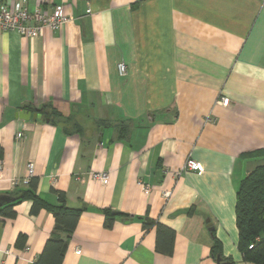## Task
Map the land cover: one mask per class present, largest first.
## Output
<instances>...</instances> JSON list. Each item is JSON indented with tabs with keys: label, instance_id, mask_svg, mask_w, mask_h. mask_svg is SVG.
Here are the masks:
<instances>
[{
	"label": "crops",
	"instance_id": "1",
	"mask_svg": "<svg viewBox=\"0 0 264 264\" xmlns=\"http://www.w3.org/2000/svg\"><path fill=\"white\" fill-rule=\"evenodd\" d=\"M57 5L71 20L54 31L29 38L0 28V194L31 163L46 204L59 206L62 192L80 209L62 264H217L214 239L223 260L251 264L237 248L235 202L256 164L246 155L264 150V2L0 0L30 13ZM44 106L73 115L82 133L66 134L44 112L33 121ZM189 158L201 176L181 172ZM30 210L23 201L0 221V264H32L41 253L54 220Z\"/></svg>",
	"mask_w": 264,
	"mask_h": 264
},
{
	"label": "trees",
	"instance_id": "2",
	"mask_svg": "<svg viewBox=\"0 0 264 264\" xmlns=\"http://www.w3.org/2000/svg\"><path fill=\"white\" fill-rule=\"evenodd\" d=\"M44 119L52 125L61 126L66 134H81L83 128L75 120L73 115L64 116L52 106H44L41 113ZM96 125H103L96 122ZM119 132L125 133L130 127L118 128ZM0 147V159L2 158ZM255 160L256 164L246 173L239 183L236 192L235 202V224L238 231L237 248L241 254L242 261L251 264H264V150H258L246 155ZM38 179L31 178L27 184L18 183L14 190L6 195L13 198V201L0 207V221L12 219L16 213L14 207L23 201L31 202V215H37L40 210L46 209L51 213L54 220V229L46 240L39 256L32 264H62L70 235L75 231L80 209L70 208L66 205L62 192H55L58 196L59 206H49L37 192ZM23 187V188H18ZM106 226L110 225L111 214L104 212ZM121 217L122 214H113ZM112 219V218H111ZM158 236L167 235L171 242L174 233L163 226L157 225ZM64 234L65 237H62ZM24 240L22 235L18 236L17 242ZM159 251V241L156 245ZM251 247V248H250ZM220 243L214 239L210 249L211 256L215 259L221 256ZM164 253H171V244L163 250ZM223 260V258H222ZM223 262H228L223 260ZM219 264V263H217ZM228 264H233L228 262Z\"/></svg>",
	"mask_w": 264,
	"mask_h": 264
},
{
	"label": "built area",
	"instance_id": "3",
	"mask_svg": "<svg viewBox=\"0 0 264 264\" xmlns=\"http://www.w3.org/2000/svg\"><path fill=\"white\" fill-rule=\"evenodd\" d=\"M261 1L264 2V0ZM70 20L71 18L69 16L63 14L62 6L60 5L54 6V8H52L47 14H43L39 9L30 13L25 8L20 10L15 9L14 11L0 8V28L5 32H17L18 34L29 38H33L45 29L54 31L61 24L68 23ZM116 69L117 74L120 77L125 76L127 73V66L124 62H119ZM229 103V99L224 97H221L217 102L218 105L223 107H227ZM21 136L22 134L20 133L16 135L17 138H20ZM181 172H193L198 176L203 174L201 166L191 158L185 162ZM90 175L94 181L99 182L100 184L105 185L108 183L109 176L105 172H92ZM33 176L34 166L29 163L27 165V175L19 182L14 181L12 185L15 187L18 183L27 184ZM142 188L144 193L150 191V188L147 185H143ZM171 195V191H164L162 194L163 198L166 200H168ZM79 253V251H76V254Z\"/></svg>",
	"mask_w": 264,
	"mask_h": 264
},
{
	"label": "water",
	"instance_id": "4",
	"mask_svg": "<svg viewBox=\"0 0 264 264\" xmlns=\"http://www.w3.org/2000/svg\"><path fill=\"white\" fill-rule=\"evenodd\" d=\"M18 117L20 120H29L30 119V114L29 113H24V112H20L18 113ZM33 121L35 120H41L42 119V115H41V110L37 109L35 110V113L32 115L31 118ZM13 201V198H11L9 195L6 194H0V207L9 204L10 202ZM211 230V228H210ZM216 263L219 264H228V262H223L222 258L220 256L216 257Z\"/></svg>",
	"mask_w": 264,
	"mask_h": 264
}]
</instances>
